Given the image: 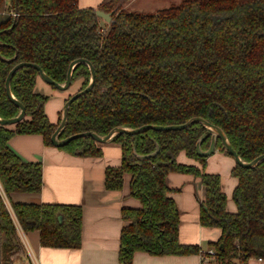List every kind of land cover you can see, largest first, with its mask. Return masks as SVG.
<instances>
[{
    "label": "trees",
    "instance_id": "trees-1",
    "mask_svg": "<svg viewBox=\"0 0 264 264\" xmlns=\"http://www.w3.org/2000/svg\"><path fill=\"white\" fill-rule=\"evenodd\" d=\"M128 1L103 0L93 8L80 7L78 0H17L14 13L15 0H0V116L7 119L18 113L4 87L14 65L35 63L61 83L70 62L85 58L94 68L95 82L69 105L59 138L85 131L105 135L118 125L182 124L200 116L226 133L244 161L264 154V0H180L148 12L127 10ZM96 10L110 13V21L97 16ZM37 76L36 69L22 67L10 82L25 116L0 126V185L7 197L12 192H40L43 184L41 163L23 161L8 146L16 134H40L52 145L57 124L44 111L48 97L34 91ZM89 78L88 66L79 63L71 85L79 79V91ZM201 136V149L206 150L211 133L200 123L113 136L111 141L122 148L121 163L105 168L104 186L120 190L129 174L130 196L139 202L121 209L125 224L120 264H132L137 251L198 253L196 245L179 241L180 213L166 183L169 172L200 178V223L221 229L214 243L217 264L264 259V160L250 168L235 163L231 174L237 179L232 191L236 210L228 211L220 175L205 172L207 157L197 154ZM97 144L90 136L78 137L58 148L98 157L102 150ZM157 147L149 158L136 156ZM217 148L229 154L220 140ZM180 152L200 166L178 162ZM11 207L23 231H39L42 246L80 247L81 205L11 202ZM0 233V264H14L25 252L2 200Z\"/></svg>",
    "mask_w": 264,
    "mask_h": 264
},
{
    "label": "crops",
    "instance_id": "crops-1",
    "mask_svg": "<svg viewBox=\"0 0 264 264\" xmlns=\"http://www.w3.org/2000/svg\"><path fill=\"white\" fill-rule=\"evenodd\" d=\"M103 0H78L80 7H97ZM137 0H129L125 7L134 10L141 4ZM143 7V6H142ZM146 8V7H144ZM159 9V8H155ZM69 88L53 94L49 87L54 86L36 78L35 92L46 95L53 94V106L44 111L48 119L58 124L61 108L66 98L77 91L79 79ZM47 85V86H46ZM55 89V88H54ZM57 89V88H56ZM69 91V92H68ZM58 111L59 115L52 112ZM101 156H77L53 145H47L40 134H16L8 140L10 149L26 162H40L42 165V188L40 192H12L7 197L0 191V202H4L16 226L24 256L15 260L14 264H120L118 259L120 232L125 224L121 217L123 207H137L139 202L130 196V175H124L120 190H108L104 186V172L108 166L121 163L122 148L119 143L108 141L97 144ZM177 161L184 164L200 166V163L180 152ZM235 165L234 158L216 147L206 159L205 172L219 174L222 190L227 196V210L235 211L236 204L232 200V191L237 179L231 170ZM166 183L172 191L179 213L180 224L178 237L183 244L196 245L199 249L214 246L221 236L218 227H207L200 223V200L204 197V187L199 177L181 172H169ZM11 202L18 203H62L78 204L82 207L81 245L78 248L46 247L40 244L39 231H23L11 207ZM1 244V233H0ZM132 264H200V255L171 254L153 255L137 251ZM245 264H264V259H256Z\"/></svg>",
    "mask_w": 264,
    "mask_h": 264
},
{
    "label": "water",
    "instance_id": "water-1",
    "mask_svg": "<svg viewBox=\"0 0 264 264\" xmlns=\"http://www.w3.org/2000/svg\"><path fill=\"white\" fill-rule=\"evenodd\" d=\"M16 6H17V0H15V12L16 13ZM96 14L97 16H99L100 18H102L105 22H109L111 19V14L110 13H105L101 10H96ZM0 45H3V43H0ZM17 52H15V55L13 58L16 57ZM13 58L11 59H7V61H11ZM79 63H84L88 66L89 68V72H90V78H89V82L88 84L85 86V88L75 92L74 94H72L64 103L62 109H61V114H60V121L59 124L56 126L54 132L51 134L50 136V140L53 146L55 147H61L66 145L68 142H70L72 139H76L78 137H92L94 140H96L97 142L100 143H106L108 141H111L113 136L118 134V133H127V134H137L143 131H146L148 129H155V130H180V129H184L186 127H189L190 125L194 124V123H200L202 124L205 128H207L210 133V143H209V147L206 150H202L201 149V140L203 138V136H201L198 141L196 142V151L197 154L199 156H204L207 157L209 155H211L214 150L216 149L217 146V141L220 140L222 145L224 146V148L229 152V154L234 158L235 163L243 166V167H253L255 165H257L258 163H260L261 161L264 160V154H261L259 156H257L256 158H254L253 160L246 162L244 161L236 152L235 150L232 148L230 141L226 135V133L218 126H215L213 124H211L210 122H208L206 119H204L203 117L200 116H194L191 117L190 119H188L186 122L182 123V124H172V125H151V124H144L140 127L137 128H130V127H126V126H122V125H118L113 127L107 134L105 135H100L97 134L94 131H85V132H80V133H75L72 134L68 137L65 138H59L60 133L63 131V129L66 126L67 123V112H68V108L69 105L71 104L72 101H74L77 97L87 93L94 85L95 82V71L94 68L92 66V64L85 58H77L74 59L73 61L70 62L69 66H68V70L66 73V79L64 82H55L54 80H52L41 68L39 65L32 63V62H19L16 65H14L11 70L9 71V73L7 74L6 80H5V88H6V93L7 96L9 97V99L19 108V112L17 115L11 117V118H1L0 117V125H11V124H15L18 121H20L24 115H25V107L22 104V102L20 100H18L14 94L11 91L10 88V82L11 79L14 75V73L22 68V67H31L37 70L39 77L46 82L49 85L54 86L57 89L60 90H65L67 89L70 84H71V78H72V73L73 70L75 68V66ZM135 152V151H134ZM158 152V147L156 148L155 152L147 154V155H137L136 156L140 159H145V158H149L152 155L156 154ZM3 240L5 239V235L2 234ZM222 246V244H221Z\"/></svg>",
    "mask_w": 264,
    "mask_h": 264
},
{
    "label": "rangeland",
    "instance_id": "rangeland-1",
    "mask_svg": "<svg viewBox=\"0 0 264 264\" xmlns=\"http://www.w3.org/2000/svg\"><path fill=\"white\" fill-rule=\"evenodd\" d=\"M138 1V5L139 4H141V7L140 6H138L137 8H135L133 11H140V12H148V11H153V10H155V8H163V7H165L166 5H168V3H170V2H178V1H180V0H137ZM127 4V3H126ZM126 4H125V6H126ZM143 6V7H142ZM144 7H146V8H144ZM126 9L127 10H130V8H127L126 7ZM12 12V11H11ZM13 13V12H12ZM102 23H103V21H102ZM47 86V85H46ZM74 84H72L70 87H69V90H72L73 88H74ZM48 88L49 89H51V90H53V94L55 95V94H59L60 93V91L58 90V89H56L55 87V89L54 88H51V87H49L48 86ZM69 92V91H68ZM53 94H51V93H47L46 94V96L48 97L47 98V100H46V102H45V104H46V108H47V106H49V105H51V106H53ZM62 109V108H61ZM60 109V110H61ZM58 111L59 110H57V111H55V113H54V111L52 112V114H50L51 116L50 117H52L53 115L55 116V114L56 115H59V113H58ZM49 118V117H48ZM254 259H256V257H250V258H248V260H247V263L248 262H250L251 260H254Z\"/></svg>",
    "mask_w": 264,
    "mask_h": 264
},
{
    "label": "built area",
    "instance_id": "built-area-1",
    "mask_svg": "<svg viewBox=\"0 0 264 264\" xmlns=\"http://www.w3.org/2000/svg\"><path fill=\"white\" fill-rule=\"evenodd\" d=\"M0 191L3 192L1 185ZM198 252L200 255V264H217L218 250L215 246H210L204 250L199 249Z\"/></svg>",
    "mask_w": 264,
    "mask_h": 264
},
{
    "label": "flooded vegetation",
    "instance_id": "flooded-vegetation-1",
    "mask_svg": "<svg viewBox=\"0 0 264 264\" xmlns=\"http://www.w3.org/2000/svg\"><path fill=\"white\" fill-rule=\"evenodd\" d=\"M38 76H39V75H38ZM6 77H7V76H6ZM5 80H6V78H5ZM70 85H71V84H70ZM4 87H5V83H4ZM69 87H70V86H69ZM69 87H68V88H69ZM34 91H35V90H34ZM76 92H77V91H76ZM5 93H6V88H5ZM73 94H74V93H73ZM6 95H7V93H6ZM71 95H72V94H71ZM7 97H8V96H7ZM8 98H9V97H8ZM18 112H19V108H18ZM17 114H18V113H17ZM17 114H16V115H17ZM60 114H61V112H60ZM24 116H25V115H24ZM0 117H1V116H0ZM1 118H2V117H1ZM23 118H24V117H23ZM23 118H22V119H23ZM59 121H60V120H59ZM58 124H59V122H58ZM58 124H57V125H58ZM0 126H7V125H0ZM216 147H217V146H216ZM207 149H208V148H207ZM202 150H203V149H202ZM207 157H208V156H207Z\"/></svg>",
    "mask_w": 264,
    "mask_h": 264
}]
</instances>
